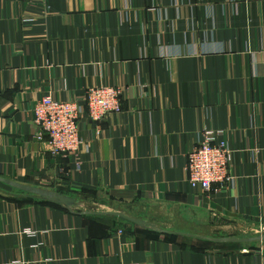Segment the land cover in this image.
Listing matches in <instances>:
<instances>
[{
  "label": "crops",
  "instance_id": "crops-1",
  "mask_svg": "<svg viewBox=\"0 0 264 264\" xmlns=\"http://www.w3.org/2000/svg\"><path fill=\"white\" fill-rule=\"evenodd\" d=\"M103 86L122 113L53 157L36 103ZM212 130L233 161L205 193L187 155ZM0 179V264H264L228 237L264 226V0H0Z\"/></svg>",
  "mask_w": 264,
  "mask_h": 264
},
{
  "label": "built area",
  "instance_id": "built-area-1",
  "mask_svg": "<svg viewBox=\"0 0 264 264\" xmlns=\"http://www.w3.org/2000/svg\"><path fill=\"white\" fill-rule=\"evenodd\" d=\"M122 91L118 87L103 86L87 91L82 103L57 100L45 95L34 107L36 138L44 142L53 157L71 156L84 145L81 134L83 119L99 124L114 114L122 113ZM96 135L100 131L95 129ZM188 183L193 190L205 193L220 191L230 181L231 151L223 131H207L187 155ZM257 233L264 234V226Z\"/></svg>",
  "mask_w": 264,
  "mask_h": 264
},
{
  "label": "rangeland",
  "instance_id": "rangeland-1",
  "mask_svg": "<svg viewBox=\"0 0 264 264\" xmlns=\"http://www.w3.org/2000/svg\"><path fill=\"white\" fill-rule=\"evenodd\" d=\"M58 100V99H57ZM66 101H72L75 102V99H65ZM84 131L83 126H81V134ZM95 209H97V207H94ZM170 219H165V218H152V221H154V223L161 228H167V226L164 225V223H167ZM168 224V223H167ZM260 230V227L255 230V231H250L247 234H243V233H239V232H234V234H229L228 237L229 238H234L233 236H236V238H249V239H254V237H261L264 238V234L263 233H257V231ZM233 235V236H232ZM234 247H240V246H234ZM229 249H237V248H233L232 246H229ZM258 248L255 247V245L252 244V246H248L246 247L245 250H248L249 252H253L256 251Z\"/></svg>",
  "mask_w": 264,
  "mask_h": 264
},
{
  "label": "water",
  "instance_id": "water-1",
  "mask_svg": "<svg viewBox=\"0 0 264 264\" xmlns=\"http://www.w3.org/2000/svg\"><path fill=\"white\" fill-rule=\"evenodd\" d=\"M0 181H2V182H5V183H7V184H11V182L10 181H8V180H5V179H0ZM15 186H18L17 184L15 185ZM31 191H33V192H37V193H40L41 195H47V196H49L50 194H48V193H43V192H40V191H37V190H33V189H31ZM50 196H53V197H55L56 198V201H58V203H60V204H63V205H74L75 204V200L74 199H72V198H70V197H66V196H62V195H57V196H55V195H50ZM115 216H118V217H121V218H123V219H125V220H127V221H129V222H131V223H134V224H136V225H139V226H145L146 225V223L144 222V221H141V220H137V219H132V218H130V217H127L126 215H124V214H120V213H116V214H114ZM232 241V240H231ZM235 241V240H234Z\"/></svg>",
  "mask_w": 264,
  "mask_h": 264
},
{
  "label": "trees",
  "instance_id": "trees-1",
  "mask_svg": "<svg viewBox=\"0 0 264 264\" xmlns=\"http://www.w3.org/2000/svg\"><path fill=\"white\" fill-rule=\"evenodd\" d=\"M46 198H48L49 200H54V199H56L55 197H53V196H47V195H44ZM49 202H51V201H49ZM51 203H53V201L51 202Z\"/></svg>",
  "mask_w": 264,
  "mask_h": 264
}]
</instances>
